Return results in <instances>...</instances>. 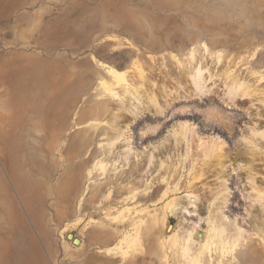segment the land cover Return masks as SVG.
Returning a JSON list of instances; mask_svg holds the SVG:
<instances>
[{"label": "rangeland", "instance_id": "1", "mask_svg": "<svg viewBox=\"0 0 264 264\" xmlns=\"http://www.w3.org/2000/svg\"><path fill=\"white\" fill-rule=\"evenodd\" d=\"M249 246L264 264V0H0V264Z\"/></svg>", "mask_w": 264, "mask_h": 264}, {"label": "bare ground", "instance_id": "2", "mask_svg": "<svg viewBox=\"0 0 264 264\" xmlns=\"http://www.w3.org/2000/svg\"><path fill=\"white\" fill-rule=\"evenodd\" d=\"M263 198V197H262ZM223 217V216H222ZM215 227V226H214ZM224 228L222 227V229H220V233L218 235V238L217 236L215 235L214 238H210L212 240L217 241V239L219 240H222V230ZM226 231V230H223V232ZM215 232V231H214ZM200 236H202V234H200ZM69 237H71V235H69ZM80 241H76L75 243H79ZM224 242H223V246H224ZM202 254V253H201ZM223 254V251L222 253ZM259 250L256 248V247H252V246H249L248 249L244 250L243 251V254H241L240 256H238V259L236 260V263L235 264H245L246 262L249 263V264H258L259 262ZM214 255V254H213ZM197 264H204L203 263V258L202 256L200 258L197 259ZM219 264H226L225 261H224V257L223 255L221 256V258L219 259Z\"/></svg>", "mask_w": 264, "mask_h": 264}, {"label": "water", "instance_id": "3", "mask_svg": "<svg viewBox=\"0 0 264 264\" xmlns=\"http://www.w3.org/2000/svg\"><path fill=\"white\" fill-rule=\"evenodd\" d=\"M76 241H79V238L75 237V238L73 239V242H76Z\"/></svg>", "mask_w": 264, "mask_h": 264}]
</instances>
